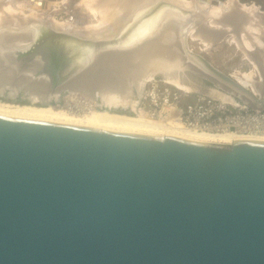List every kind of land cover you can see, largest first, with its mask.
Masks as SVG:
<instances>
[{
    "label": "water",
    "instance_id": "1",
    "mask_svg": "<svg viewBox=\"0 0 264 264\" xmlns=\"http://www.w3.org/2000/svg\"><path fill=\"white\" fill-rule=\"evenodd\" d=\"M133 1L110 34L2 17L0 101L41 106L32 88L129 82L145 59L171 57L184 79L264 110V32L244 50L258 68L252 90L188 46L192 32L242 45L247 26H215L207 11L171 0ZM159 40L161 50L143 52ZM0 264H264V141L0 115Z\"/></svg>",
    "mask_w": 264,
    "mask_h": 264
},
{
    "label": "bare ground",
    "instance_id": "2",
    "mask_svg": "<svg viewBox=\"0 0 264 264\" xmlns=\"http://www.w3.org/2000/svg\"><path fill=\"white\" fill-rule=\"evenodd\" d=\"M26 1L28 2L29 0H0V21L4 16L22 18L41 17L46 18L57 27L71 28L73 31L75 30L76 32H80L82 34H110L114 30V23L118 24L119 22H123L124 19L131 15L134 6H136V2L133 0H80L75 5V9L82 11V15L85 16V18L83 16L82 19H87V21H85L86 25L84 29L76 30L72 26V19L71 23L70 21L60 23L51 18L50 15L52 14L46 16L45 14L40 13V11H47L46 9L49 7L52 9V12H55L56 7L63 5L67 0H37L36 5H32V3L28 4ZM31 1L33 0H30V2ZM171 1L177 2L186 8L188 6L193 7L200 12H203V10L207 11L208 17H205L208 19L214 18L215 20L212 22V24L215 26H220L218 24H223L230 28L233 32L238 31L241 27L247 26L249 34L242 38V45H240L236 38L232 35H230L228 38L226 37L224 42L233 46L235 50L242 56V60L247 61L251 66L248 72H234L230 75L240 84L248 86L253 90L252 78L255 74L257 75L258 68L255 63L251 61L250 57L244 50H246V48H250L251 45H253V42L258 44L261 43L258 33L260 31L264 32V17H260L261 15H264V12L259 14L257 11L259 7L254 4L247 5L239 2L238 0ZM259 10L263 11L261 9ZM88 16L90 17L91 22L88 21ZM247 20H249L250 23H248ZM109 21H112L113 23H111L108 30L105 31L104 29H101L104 28ZM142 33L144 32H141L140 34ZM216 39V35L211 36L210 39H206L200 32H192L189 35L190 41L198 42L200 45L198 48L201 52L210 47L209 45L218 42ZM158 43H161V40L156 41L155 44L157 45L152 47L148 45V42H146L143 47L141 46L145 50L143 52H157L161 50ZM145 61L146 62L142 67H135V72L132 74V78L129 79L130 82L138 81L135 83L136 87L138 88L136 95H138V93L141 91V85L145 81L152 79V77L155 76L154 73L157 71H160L161 74L164 75L167 83L184 87L185 84L182 85L183 82L180 80L183 79V77L177 74L174 70L176 68L178 69L179 67V62L176 60V58L174 59L170 57L164 60H162V58L145 59ZM262 62H264V57H262ZM117 75L120 76L121 74L117 73ZM120 78V82L127 81L125 77ZM117 85H119L117 81L101 78L98 81L96 79H92L87 82V84H80L74 88L71 87L63 90L60 89L59 91L53 93L45 92L40 88H32L31 99L37 103H42L41 106L16 105L0 102V115L71 123L119 131H140L153 133L174 132L199 139L226 142L234 139H253L264 141V133H253L247 135L234 132L224 134L203 133L182 129L178 126H163L158 123L148 122L147 120L141 119L136 115L129 116L125 114L112 113L109 111V109L130 108L135 113L134 100L136 98H124L120 93L115 92L117 88H124ZM80 89L101 91L94 97L93 92L90 91L87 95L82 93ZM77 90L79 92H77ZM209 95L214 98L217 97L222 100L232 101L230 98L224 97V94L218 93L216 91H212ZM50 103H53L54 105L52 106ZM43 104H45V106ZM99 106L102 107L101 111L96 109Z\"/></svg>",
    "mask_w": 264,
    "mask_h": 264
},
{
    "label": "built area",
    "instance_id": "3",
    "mask_svg": "<svg viewBox=\"0 0 264 264\" xmlns=\"http://www.w3.org/2000/svg\"><path fill=\"white\" fill-rule=\"evenodd\" d=\"M141 119L211 134L264 133V110L238 107L229 100L207 98L188 87L150 80L135 105Z\"/></svg>",
    "mask_w": 264,
    "mask_h": 264
},
{
    "label": "rangeland",
    "instance_id": "4",
    "mask_svg": "<svg viewBox=\"0 0 264 264\" xmlns=\"http://www.w3.org/2000/svg\"><path fill=\"white\" fill-rule=\"evenodd\" d=\"M78 1H80V0H67L66 3H64L63 5L56 7L55 12H52V9H50V7H49L46 9L47 11H40V13H43L46 16L52 14V15H50L51 18L57 22H60V23L66 22V21H70V23H71V19H72V26L74 27V29L81 30V29L85 28V25H86L85 21H87V19L86 20L84 19L85 16L82 15V11H80L78 9L74 10V5H76ZM239 2L245 3L247 5L248 4H254L257 7H259V9L264 11V0H239ZM83 16H84V18L82 19ZM74 20H76V21H74ZM88 21L91 22L89 16H88ZM76 25H78V26H76ZM229 36H230L229 34L225 35L224 39H226V37L228 38ZM209 39H210V37H209ZM224 39L209 45L210 47H208L207 49H205L202 52L199 50L198 47H200V45L196 41H190L189 40L188 46L193 52L200 53L208 61H210L214 67H216L217 69H219L220 71H222L225 74H232L234 72H240V73L241 72H248L250 70V67H251L250 64L247 61L242 60V56L235 50V48L233 46L226 44L224 42L225 41ZM250 59H251V57H250ZM251 61H252V59H251ZM258 76H259V73L257 71L256 77L253 76V78H252L253 82L258 80ZM110 80L117 81L119 83V85H117V86L124 87V88H119V89L117 88L115 92L120 93L121 96H123L124 98H128V97L136 98L134 100L135 105H136L139 98L141 97V94L146 89L148 81H150V80L164 81L165 78H164L163 74H159V75L152 77V79L145 81L141 85V91L139 92L138 95L134 94L137 92L136 89H138L135 85V83H137L138 81L133 82L134 83L133 84L134 86H133L132 82L130 83V81L129 82H127V81H123V82L121 81L120 82V79H116V78H113ZM180 80H182V82H183L182 85L185 84L184 87H188V88L192 87L191 90L194 93H196L198 95H203L204 97H207V98H214L211 95H209L212 91L215 92V89L211 87L209 82L204 81V80L196 81L195 79L191 80L189 78H186V79L183 78ZM124 84H126L125 85L126 87L123 86ZM204 84H207V85H204ZM76 86H78V85H75L72 88H74ZM80 91H82V93L87 94V95L91 91L94 93V97H95L101 90L96 91V90H90V89H85V90L80 89ZM77 92H79V91L77 90ZM216 92H219V91H216ZM224 97L230 98L227 95H224ZM215 98H217V97H215ZM0 102L7 103V104H15L12 102H5V101H0ZM235 104L238 107L250 108L248 106H245L243 103H235ZM134 108H135V106H134ZM135 113H136V110H135ZM135 113L133 112V114H131L129 116H132Z\"/></svg>",
    "mask_w": 264,
    "mask_h": 264
},
{
    "label": "flooded vegetation",
    "instance_id": "5",
    "mask_svg": "<svg viewBox=\"0 0 264 264\" xmlns=\"http://www.w3.org/2000/svg\"><path fill=\"white\" fill-rule=\"evenodd\" d=\"M239 1V0H238ZM74 10H77L75 9V5H74ZM264 57V56H263ZM256 77V74L254 75ZM196 81H200L199 78H195ZM202 81V80H201ZM205 81V80H204ZM205 83V82H204ZM204 85H207V84H204ZM96 109H98L99 111L102 110V107H97ZM112 113H116V114H125V115H131L133 113L132 109H123V108H120V112L119 111H111Z\"/></svg>",
    "mask_w": 264,
    "mask_h": 264
}]
</instances>
